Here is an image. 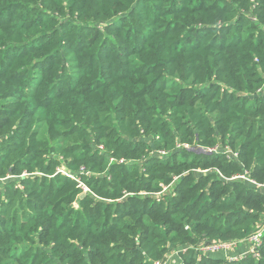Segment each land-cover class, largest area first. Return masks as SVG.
<instances>
[{"label":"trees","instance_id":"obj_1","mask_svg":"<svg viewBox=\"0 0 264 264\" xmlns=\"http://www.w3.org/2000/svg\"><path fill=\"white\" fill-rule=\"evenodd\" d=\"M243 174L264 183V0H0V264L242 249ZM260 240L179 256L264 264Z\"/></svg>","mask_w":264,"mask_h":264},{"label":"built area","instance_id":"obj_2","mask_svg":"<svg viewBox=\"0 0 264 264\" xmlns=\"http://www.w3.org/2000/svg\"><path fill=\"white\" fill-rule=\"evenodd\" d=\"M70 176V175H68ZM236 178H241V179H246L247 181H249L250 183H253L255 185H258L262 188H264V183L263 184H259L256 181H254L253 179H250L248 177H246L244 174L243 175H238L236 176ZM79 185L81 187H84L87 189V187H85L82 183H79ZM264 230V222L258 226V228L249 236L245 239V241L243 242V248H238V250L233 251L234 247L236 246L233 245L232 243H222V244H211V245H199L198 247H189L188 245L186 246H179L178 248H176V250H172L173 255L179 256L180 254H185L187 253L189 250H194V252H198L200 255H206L207 253H211L214 252L215 250H224V251H229L228 253H234L235 258H238L236 260H242L247 258L248 256L250 257H259V246L261 244V234ZM224 257L226 259H228L229 261H234L233 258H230L229 256H225ZM235 260V261H236Z\"/></svg>","mask_w":264,"mask_h":264},{"label":"rangeland","instance_id":"obj_3","mask_svg":"<svg viewBox=\"0 0 264 264\" xmlns=\"http://www.w3.org/2000/svg\"><path fill=\"white\" fill-rule=\"evenodd\" d=\"M38 135H39V137L38 138H44L45 137V135H46V128H44L42 125H41V127H39L38 128ZM63 173H65L66 174V172H64V171H62ZM71 177V176H70ZM73 178V177H72ZM77 180H79V178H76ZM83 189V191L84 192H88V190L86 189V188H82ZM157 193H160V192H157ZM149 194H151L152 195V193H149ZM154 194V193H153ZM82 195V194H81ZM262 235V234H261ZM202 242V241H201ZM196 245V244H195ZM194 245V246H195ZM188 246L189 247H192L193 246V244H188ZM172 250H176V248H173V249H171L170 251H169V254L167 255V257H166V260H165V262H158L157 264H182V258L180 257V256H176V255H173V254H171L172 253ZM229 251H224V250H218V251H214V252H211V253H213V254H215V255H217V254H223V255H227V256H229L230 258H233L234 259V261L236 260V259H238V258H235V255H234V253L235 252H233L232 254L231 253H228Z\"/></svg>","mask_w":264,"mask_h":264},{"label":"water","instance_id":"obj_4","mask_svg":"<svg viewBox=\"0 0 264 264\" xmlns=\"http://www.w3.org/2000/svg\"><path fill=\"white\" fill-rule=\"evenodd\" d=\"M83 195H81V197H82Z\"/></svg>","mask_w":264,"mask_h":264}]
</instances>
